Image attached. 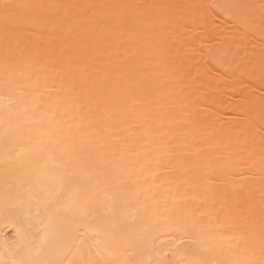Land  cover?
Masks as SVG:
<instances>
[{
  "label": "bare ground",
  "instance_id": "6f19581e",
  "mask_svg": "<svg viewBox=\"0 0 264 264\" xmlns=\"http://www.w3.org/2000/svg\"><path fill=\"white\" fill-rule=\"evenodd\" d=\"M176 224L264 261V0H0V264H180Z\"/></svg>",
  "mask_w": 264,
  "mask_h": 264
},
{
  "label": "snow or ice",
  "instance_id": "6c2138e0",
  "mask_svg": "<svg viewBox=\"0 0 264 264\" xmlns=\"http://www.w3.org/2000/svg\"><path fill=\"white\" fill-rule=\"evenodd\" d=\"M2 7L7 12L14 6L9 3H4ZM41 150H47L46 146H42ZM64 185L62 192L53 193V195L58 200H62L63 206L61 210L63 212H75L79 209L82 199L87 196V190L74 176L65 177ZM175 231L181 237L178 240V244L185 254V259L180 264H249V262L234 258H221L214 250L203 247L196 239L199 233L195 226L176 224ZM20 264H44V262L29 261L20 262ZM48 264H51V262H48ZM135 264H143V262H135ZM261 264H264V261Z\"/></svg>",
  "mask_w": 264,
  "mask_h": 264
}]
</instances>
